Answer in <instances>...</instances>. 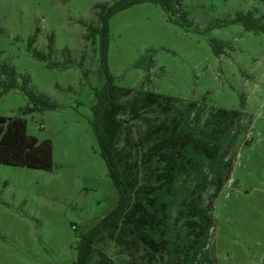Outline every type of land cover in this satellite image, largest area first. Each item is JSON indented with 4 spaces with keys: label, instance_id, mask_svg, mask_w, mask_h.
<instances>
[{
    "label": "rangeland",
    "instance_id": "1",
    "mask_svg": "<svg viewBox=\"0 0 264 264\" xmlns=\"http://www.w3.org/2000/svg\"><path fill=\"white\" fill-rule=\"evenodd\" d=\"M182 1L188 30L153 2L112 16L108 69L114 86L136 90L152 60L145 89L226 110L244 100L248 133L214 203L208 254L214 264H264V34L230 22L255 8L264 14V1ZM105 2L0 0L1 62L29 77V92L56 106L24 116L28 135L51 140L52 169L0 164V264H73L80 233L117 205L91 125L105 78L84 26L98 24L94 8ZM212 38L229 44L224 55L213 54ZM32 49L49 59L34 58ZM28 105L27 94L10 91L0 96V116H18Z\"/></svg>",
    "mask_w": 264,
    "mask_h": 264
},
{
    "label": "trees",
    "instance_id": "2",
    "mask_svg": "<svg viewBox=\"0 0 264 264\" xmlns=\"http://www.w3.org/2000/svg\"><path fill=\"white\" fill-rule=\"evenodd\" d=\"M143 2L159 4L169 22L190 28L182 0H106L95 5L98 24L84 25L85 40L94 52L98 50L99 70L105 78L96 90L91 125L118 202L96 225L80 233L73 264H214L208 254L214 203L231 179L248 133V125L243 124L245 102L242 99L240 109L226 110L209 107L205 100L145 89L152 60L145 67L141 88L114 86L107 62L109 20ZM257 13V8L239 13L230 22L264 34V14ZM35 40L36 36L30 39V48ZM209 42L216 57L229 47L218 39ZM31 54L41 61L49 59L36 49ZM1 55L0 50V59ZM29 82V77L0 60V96L20 90L31 102L18 116H0V164L51 170L52 142L28 135L24 116L56 106L29 92Z\"/></svg>",
    "mask_w": 264,
    "mask_h": 264
}]
</instances>
